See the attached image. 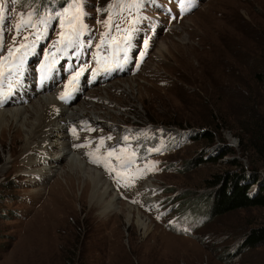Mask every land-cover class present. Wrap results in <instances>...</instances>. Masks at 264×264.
<instances>
[{
    "label": "rangeland",
    "instance_id": "obj_1",
    "mask_svg": "<svg viewBox=\"0 0 264 264\" xmlns=\"http://www.w3.org/2000/svg\"><path fill=\"white\" fill-rule=\"evenodd\" d=\"M68 4L34 12L21 0H0V111L33 102L40 94H33L32 80L41 82L52 64L58 67L52 79L62 77L49 92L57 102L107 71L105 84L69 106L85 116L67 125V137L104 177L122 213L103 219L79 191L57 222L52 200L65 181L53 183L68 152L59 125L50 123L60 152L46 149L54 157L45 168L32 157L53 138L26 148L17 129L0 127V264H26L23 249L36 237L43 240L38 248L50 251L38 264H264V246L240 248L251 229L264 226V208L214 216L209 187L215 175L241 169L264 177V157L252 140L264 132V0H73L64 9ZM23 78L29 85L20 92ZM60 108L53 105L57 116ZM133 129L144 130V142H161L147 144L161 145L153 156L141 160L131 145L114 146L122 135L137 139L129 137ZM212 130V145L197 135ZM186 133L190 138L181 141ZM168 143L170 150L153 160ZM223 149L231 153L218 163L200 164ZM126 207L137 213L131 221ZM138 212L147 231L137 224ZM50 217L52 230L39 231Z\"/></svg>",
    "mask_w": 264,
    "mask_h": 264
},
{
    "label": "bare ground",
    "instance_id": "obj_2",
    "mask_svg": "<svg viewBox=\"0 0 264 264\" xmlns=\"http://www.w3.org/2000/svg\"><path fill=\"white\" fill-rule=\"evenodd\" d=\"M161 50L164 51L165 49L161 48ZM51 81H54V80H51L50 73L47 72L44 78L42 79L41 83L36 82V80H34L33 83L36 84L35 86L36 90H39L43 88L44 86L50 84ZM24 84L25 85L27 84L25 81V78H23L21 81L20 92H22V87L24 86ZM126 90L128 89L126 88ZM39 94L40 95L37 96L34 99V101L29 104L30 106L28 105L29 107L22 105L14 109H7L3 105V108H5V110L3 112L0 111V127L3 128V131H8V130L11 131L13 129H17L15 130L16 133H18L19 135H23L25 138L26 148L27 147L31 148L33 147V145H35L34 144L35 142H43L45 140L43 139L44 137L48 138V140H51L53 138L54 139L52 140L53 143L55 141L57 142V144L60 143L59 142L60 136L59 135L55 136L52 134L51 132L52 124L50 123H55L56 125L57 124L59 125L58 127H60V129L59 128L58 129L61 131V133L63 134V138H64V143L61 148H62L63 153L67 152V150L68 152H67V155L63 158L67 162V167L65 168V170H63V173L59 172L60 174L57 175L58 179L56 178L53 183V184H57V182L60 181L61 179L65 181V186H64L65 190L61 188L60 189L61 193L55 196V198L52 200L53 204L56 203V205H53V209L57 211L56 218L59 219L63 217L62 220H64L65 214L63 213L66 212L67 209L70 207L69 206V198H70L69 196L71 195L74 196V194L76 195L77 192L79 191H80L79 198L85 199L87 201L89 200L90 203L92 204L91 212L97 211V210L103 212L102 217L105 220L111 219L112 217H107V216H110L112 213L118 216V213H122V209L119 208V205L121 206V204L116 199H114V197L111 195L110 188L108 187L109 185L106 183V181H104L103 179L104 177H102V175L98 173L97 171L91 168H88L87 167L88 165L86 166L84 164L85 162L83 161L82 157L78 155L79 153L76 154L75 152H73L68 143V137L66 134L67 122L69 120H75L77 118H81L85 116V114H83L85 109L82 110L81 107L74 106V105L71 107L62 105L61 114L57 116L56 112H54L53 110V105H59V102H57L54 96L52 94H49V92L39 93ZM36 100L38 101L35 102ZM69 116L74 117V118H69ZM97 122H100L103 124V121H97ZM139 132L143 133L146 137H148L145 134L144 130H139ZM175 133H177V131H175ZM165 134H166V131H165ZM136 135L139 139L130 141V143L132 142L133 143V144L131 143L132 146L139 150L140 159L144 160L152 152L155 151V150H151L149 146L150 145L153 146V144H155L156 142L159 143V141L151 140L147 138V142H144L143 136H141V134H136ZM188 137H189V134L187 133L181 136L183 140L187 139ZM53 143L51 144L49 141L47 145H43L39 148H36L35 151L37 152L35 153H37V155L32 157L37 162V164L43 163L42 167L44 168H45L44 165H49L52 162V160L47 162L48 158L51 157L52 159V157H54L51 155L49 156V152L45 153L46 149L50 146L52 147L53 150L55 149L58 152H60L59 151L60 147L55 145V143L53 145ZM126 143L127 142L121 141L122 145H125ZM147 144H150V145H147ZM146 147L148 150L145 149ZM60 159L61 158L58 157L54 160L58 161ZM33 162H31V164ZM46 179L47 178L44 177L43 181H45ZM148 197L149 196H146L145 198L149 200ZM150 199H151V196H150ZM126 208H130V207H126ZM134 212L135 211H133L132 209H131V212L129 211V213L126 216L128 221H131L134 218ZM105 214L107 216H105ZM135 214L137 213L135 212ZM138 215H139L137 217L138 226L142 230L147 231L150 227V224H148L147 221H145V219L142 216H140L141 215L140 212H138ZM52 221H53V218L50 217V220L43 224L44 229L43 230L41 229L39 231H51L52 230L51 225H53ZM57 222H61L60 219ZM48 227H50V230L48 229ZM40 238L36 237V238L30 239V243H31L30 245H33V246L27 249H23V254L21 258L23 263L30 264V261L34 264L46 262V260L48 259V256L50 255L49 253L50 251L49 249L38 248V246H40V244L43 242V240H41Z\"/></svg>",
    "mask_w": 264,
    "mask_h": 264
},
{
    "label": "trees",
    "instance_id": "obj_3",
    "mask_svg": "<svg viewBox=\"0 0 264 264\" xmlns=\"http://www.w3.org/2000/svg\"><path fill=\"white\" fill-rule=\"evenodd\" d=\"M25 8L34 12L48 8L51 4H67V0H21ZM264 80V79H263ZM262 131V129L260 130ZM216 131L205 133L200 132L197 135H204L201 137L209 145L214 144ZM197 135L196 138L197 139ZM252 140L255 142V150L257 154L264 157V132H259L258 135L252 133ZM225 149V148H224ZM223 151L217 157H204L201 158L200 164L203 163H218L219 160L227 156L230 151ZM169 151V150H168ZM167 151V152H168ZM165 155V154H164ZM158 157L160 159L162 156ZM209 187L212 189L210 201V211L214 216L225 215L229 212L246 209L252 207L264 208V177L260 175L259 170L241 169L240 172L234 171L226 175H215L213 180L209 182ZM257 186V191L254 195L250 192L252 187ZM209 200V199H208ZM207 204V203H206ZM264 246V226L256 227L247 233L241 244V251L251 250Z\"/></svg>",
    "mask_w": 264,
    "mask_h": 264
},
{
    "label": "snow or ice",
    "instance_id": "obj_4",
    "mask_svg": "<svg viewBox=\"0 0 264 264\" xmlns=\"http://www.w3.org/2000/svg\"><path fill=\"white\" fill-rule=\"evenodd\" d=\"M11 54H12V53H10V55H11ZM60 98H61V99H64V96H61ZM109 155H112V154H111V153H109Z\"/></svg>",
    "mask_w": 264,
    "mask_h": 264
}]
</instances>
